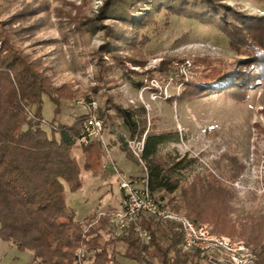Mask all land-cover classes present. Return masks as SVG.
Masks as SVG:
<instances>
[{
    "label": "trees",
    "instance_id": "1",
    "mask_svg": "<svg viewBox=\"0 0 264 264\" xmlns=\"http://www.w3.org/2000/svg\"><path fill=\"white\" fill-rule=\"evenodd\" d=\"M87 1L82 0L78 6L69 4L71 12L66 15L72 35L84 37L102 32L103 41L93 55L100 79L112 82V73L119 70L134 89L144 87L143 82L131 79L132 75L151 78L149 70H136H144L147 63L142 49L149 38L140 33L155 25L156 16L164 12L166 16L215 28L228 39L234 53L230 60L195 57L193 65L202 68L200 77L184 82L181 94L167 102L183 103L216 92L243 100L248 88L256 81H264V14L249 15L223 0H103L96 15L89 18L84 14ZM39 11L40 8L25 11L0 24V240L20 252H30L32 264H77L79 250L84 252L83 262L91 264H117L118 255L136 264H155L154 260L158 264H198L196 251H183L179 226L173 222L142 217L140 225L150 236L149 246L141 242L133 227L102 244L100 233L94 228L84 233L85 221L75 220L68 210L66 190L74 194L82 188L81 171H101L103 147L98 141L88 140L79 148L80 166L72 151L82 138L87 114H73L70 123L43 119L44 96L55 105V114L61 100L74 98L63 87L54 89L44 70L15 47L14 37L23 33L15 24ZM118 23L126 28H120ZM36 28L30 26L28 31ZM173 61L177 60L163 57L158 73L169 74ZM250 67L256 73H249ZM110 109L122 121L131 140L144 136L141 158L154 200L164 209L182 210L196 224L211 223L217 234L238 236L254 254V264H264V217L237 213L233 219L234 193L207 171L195 174L185 184L183 172L195 160L186 155H161L159 147L176 141L178 135L150 133L143 108L124 109L110 101ZM104 119L103 129L112 117L106 113ZM221 160L229 161L232 170L240 166L238 158L227 153ZM174 202L177 208L172 206ZM108 222L106 214L100 224ZM119 243L123 245L120 254L112 246Z\"/></svg>",
    "mask_w": 264,
    "mask_h": 264
},
{
    "label": "rangeland",
    "instance_id": "2",
    "mask_svg": "<svg viewBox=\"0 0 264 264\" xmlns=\"http://www.w3.org/2000/svg\"><path fill=\"white\" fill-rule=\"evenodd\" d=\"M81 1L0 0V24L8 22L22 12L40 8L34 16H28L15 24V28H22L23 33L20 37L15 36L13 42L31 62L44 70L54 89L63 87L64 92L73 95L74 99L71 101L61 100L57 114L54 113L55 105L44 96L43 119L47 122L54 119L55 122L60 120L62 123H70L73 114L84 116L93 112L102 123L105 121V114H109L112 119L107 122L105 129L102 125V138L114 165V151L121 150L119 153L130 161L129 175L116 165L123 177L129 178L141 175L143 170L127 146L126 141L130 139L128 132L110 109V101L124 109L143 108L147 130L150 133L167 132L178 135L176 141L161 145L159 153L178 157L186 155L188 159L195 160L194 165L183 172L185 184H188L195 174L207 171L218 177L223 185L234 193V199L231 201L234 212L230 215L233 219L237 213L258 214L264 217V81H256L250 89L248 88L243 100L216 92L183 103L167 102L168 98L181 94L185 87L184 82L200 77L202 68L193 65L195 57L230 60L234 53L229 47L228 39L215 28L191 19L166 16L164 12L156 16L155 25L140 33L149 38L148 44L142 49L147 63L144 70H136H149L151 78L132 75L131 79L143 82L144 87L140 90L134 89L119 70L112 73V82L100 79L93 55L103 41L102 32L84 37L72 35L67 20L66 14L71 12L69 4L78 6ZM102 1L88 0L84 14L89 18L96 15ZM223 1L249 15L264 14V0ZM42 4L46 7H41ZM104 22L110 24L109 21ZM30 26L37 28L28 31ZM118 26L126 28L120 23ZM165 56L177 61H173V70L169 74L160 75L157 67ZM256 71L253 67L248 70L249 73ZM85 145L86 143L77 141L76 148L72 151L80 166L82 152L79 148ZM102 147L101 171L97 174L81 171L82 188L74 194L66 190L65 200L74 219L85 221L82 227L84 233L94 228L100 233L103 244L114 240L113 229L110 221L106 225L100 224L102 218L97 221V215L119 210L122 196L118 182L112 176L111 167L105 165L106 155L104 146ZM224 153L238 158L237 164L240 165L241 172H237L239 167L232 170V167L228 166L229 161L221 160ZM177 205L174 202L172 206ZM176 212L184 215L182 210ZM200 224L207 225L211 232L215 233L211 223ZM228 238L245 243L238 236ZM112 246L118 254L122 253L123 245L119 243ZM113 247L110 246L109 251ZM157 261L154 260V263L158 264ZM32 262L30 252H20L12 244L0 240V264ZM84 264L91 263L85 260ZM198 264L207 262L198 256Z\"/></svg>",
    "mask_w": 264,
    "mask_h": 264
},
{
    "label": "built area",
    "instance_id": "3",
    "mask_svg": "<svg viewBox=\"0 0 264 264\" xmlns=\"http://www.w3.org/2000/svg\"><path fill=\"white\" fill-rule=\"evenodd\" d=\"M102 123L93 112L87 114L83 124L82 138L86 143L93 139L104 146L106 155L105 165L111 167L112 176L118 182L121 191V208L109 213L110 225L113 229V238H119L124 232L133 227L136 236L146 245L150 244V236L141 228L142 217L154 221H170L179 226L183 251H196L199 258L207 264H254L255 256L250 248L242 241L232 240L228 237L216 235L204 224H196L183 214L164 209L151 195L147 185V172L141 155L144 146V136L140 139L127 140V146L132 156L137 160L143 172L141 175L125 178L118 170L103 141ZM105 213H98L97 221L105 217ZM84 252L78 251L77 264H84Z\"/></svg>",
    "mask_w": 264,
    "mask_h": 264
},
{
    "label": "crops",
    "instance_id": "4",
    "mask_svg": "<svg viewBox=\"0 0 264 264\" xmlns=\"http://www.w3.org/2000/svg\"><path fill=\"white\" fill-rule=\"evenodd\" d=\"M119 152H117V151L112 152L113 153V158H114V160L116 162V165H118V167L121 169V171H124L125 170V172L128 173V175H129L131 173V169H129V162L130 161L129 160H126V158L124 157V155H121V153H119ZM133 176H135V175H133ZM120 203H121V199L119 201V207H120ZM115 260H116V262L118 264H135V262L128 261V260H126V259H124L122 257H116Z\"/></svg>",
    "mask_w": 264,
    "mask_h": 264
}]
</instances>
